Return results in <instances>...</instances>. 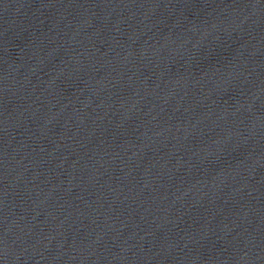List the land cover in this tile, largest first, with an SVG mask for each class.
Returning a JSON list of instances; mask_svg holds the SVG:
<instances>
[{"label": "water", "instance_id": "water-1", "mask_svg": "<svg viewBox=\"0 0 264 264\" xmlns=\"http://www.w3.org/2000/svg\"><path fill=\"white\" fill-rule=\"evenodd\" d=\"M0 264H264V0H0Z\"/></svg>", "mask_w": 264, "mask_h": 264}]
</instances>
